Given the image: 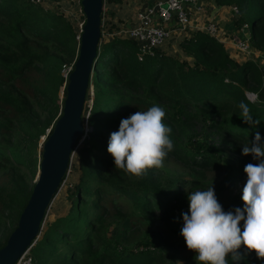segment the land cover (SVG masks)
<instances>
[{"label":"trees","instance_id":"obj_1","mask_svg":"<svg viewBox=\"0 0 264 264\" xmlns=\"http://www.w3.org/2000/svg\"><path fill=\"white\" fill-rule=\"evenodd\" d=\"M215 1L237 8V30L251 22L254 52L225 42L226 33L223 41L199 28L140 55L134 42L113 34L119 25L134 23L128 0H105V34L82 112L90 128L70 159L64 178L70 186L61 193L63 180L49 207L57 215L48 219V209L29 246L34 264H198L180 234L188 193L212 186L225 211L243 208L244 167L258 161L242 154V147L257 132L264 140V61L254 56L264 53V0ZM127 5L131 12L125 16ZM62 6L68 8V0H0V247L35 184L41 160L33 155L35 144L62 113L68 82L62 68L77 56L75 21ZM241 101L250 109V123L240 116ZM154 104L166 111L163 122L172 129L174 148L163 167L130 176L115 168L107 151L110 134L123 118ZM15 140L23 155L11 148ZM224 148L236 157L225 161ZM177 166L196 177L172 176L169 170ZM208 173L219 179L206 181ZM63 199L68 207L58 214ZM237 251L239 264H264L244 245Z\"/></svg>","mask_w":264,"mask_h":264},{"label":"clouds","instance_id":"obj_2","mask_svg":"<svg viewBox=\"0 0 264 264\" xmlns=\"http://www.w3.org/2000/svg\"><path fill=\"white\" fill-rule=\"evenodd\" d=\"M238 107L243 120L252 122L247 104L241 101ZM165 116V109L154 104L120 121L107 146L115 168L140 177L149 169L163 167L165 157L174 148L172 129L163 122ZM242 154H252L258 161L244 167L247 180L241 196L243 208L225 211L212 186L188 193L189 209L182 213L180 234L187 248L195 252L198 264H229V256L239 264L243 257L237 250L241 245L264 259V140L259 132L251 145H243Z\"/></svg>","mask_w":264,"mask_h":264},{"label":"water","instance_id":"obj_3","mask_svg":"<svg viewBox=\"0 0 264 264\" xmlns=\"http://www.w3.org/2000/svg\"><path fill=\"white\" fill-rule=\"evenodd\" d=\"M146 4L147 2L143 6ZM212 4L215 8L218 7L215 0H212ZM81 6L85 22L74 67L67 77L62 113L51 125V132L42 142L35 184L16 227L0 247V264H14L39 236L45 215L68 173L77 140L87 131L82 121V112L101 44L103 0H81ZM250 50L254 51L255 48L251 45Z\"/></svg>","mask_w":264,"mask_h":264},{"label":"built area","instance_id":"obj_4","mask_svg":"<svg viewBox=\"0 0 264 264\" xmlns=\"http://www.w3.org/2000/svg\"><path fill=\"white\" fill-rule=\"evenodd\" d=\"M47 2L56 5V0H47ZM146 2L147 4L143 6ZM128 3L132 8L134 23L119 25V27L113 31V34L134 42L140 55L153 54L154 49L167 43L174 33H182L184 35L190 33L191 35L192 30L199 28L207 31L216 39L225 41L224 34L220 33L219 24L213 20H205L200 23L196 29H190V19L193 14L199 15L203 12L204 5L202 0H128ZM73 4L78 9V13L70 8L69 0L68 8L62 7L69 11L71 19L75 21L77 28L75 38L79 42L85 18L79 15L80 12L83 13L81 0H74ZM232 8L236 13L237 8L235 6H232ZM102 11H106L105 0H103ZM102 21L103 19L101 22ZM247 27L248 24L244 23L238 29L239 32L244 33V37H240L238 41L229 40L241 51L254 52L250 50V34L249 31H247ZM254 54L258 57L263 56V53L255 52ZM73 65L74 61L63 66L61 73L64 78H67ZM14 264H33V257L29 251V247L21 254Z\"/></svg>","mask_w":264,"mask_h":264},{"label":"rangeland","instance_id":"obj_5","mask_svg":"<svg viewBox=\"0 0 264 264\" xmlns=\"http://www.w3.org/2000/svg\"><path fill=\"white\" fill-rule=\"evenodd\" d=\"M107 3V2H106ZM77 5V4H76ZM130 7V6H129ZM64 8H67L66 6H64ZM76 8L73 7L72 9ZM105 8L107 10V5H105ZM126 14L125 16H127L131 10L129 9L128 10V5H127V8H124L123 10ZM250 20V18H248V21ZM250 22V21H249ZM251 22L248 24V27H247V30L248 29H251ZM221 30V29H220ZM105 34V32L103 33ZM102 34V35H103ZM107 34V33H106ZM228 37H231L232 40L234 41H238L239 37H242V33L240 32L239 34H235V32L231 31L228 32L227 34ZM244 37V36H243ZM77 40V39H76ZM173 42V35L170 37L169 41L170 43ZM79 47V46H78ZM255 56V59L259 60L260 57H258L256 54H254ZM262 60L264 61V59L262 58ZM63 86V85H62ZM62 86L59 88V91H58V94H59V100H61V98L63 97V90H62ZM91 99H92V89L90 88V96L89 98L87 99L86 101V104L87 106L89 107L91 105ZM87 128V131L90 127H86ZM49 127L46 129V131H48ZM86 131V132H87ZM86 134V133H85ZM85 134L83 135V137H81V139L84 138ZM44 135H41L38 139V142L35 144L36 145V150L34 152V156L37 157V158H40L41 157V154H40V150H41V145H42V142L44 140ZM14 149V151L19 154V155H23L24 153L22 152V145H21V142L19 140H15L12 144V147ZM222 157L225 161L231 159L232 157H236V154H234L229 148H224V151H223V154H222ZM170 173L172 174V176L174 177H177V178H191V177H196L192 172H190L189 170L185 169V168H182L181 166H177L176 168L172 167V169L169 170ZM217 173H214V174H210L208 173V176H212V177H207L206 181H211V182H215L217 181L219 178L218 176H215ZM205 180V179H204ZM65 184L63 183L62 187H61V193L65 194L66 193V190L67 188L70 186V183L67 181V179L64 180ZM63 206L57 208L58 210V214H63L65 213L67 207H68V203L69 201L67 199H63ZM189 208V205L187 207V209ZM49 214L47 216L48 219H51L54 217V215H57L56 212H55V209L52 207L49 209ZM111 227V226H110ZM110 229V228H109ZM109 233V232H108ZM179 262H183V260H179V261H176V264L179 263ZM33 264H34V261H33Z\"/></svg>","mask_w":264,"mask_h":264},{"label":"crops","instance_id":"obj_6","mask_svg":"<svg viewBox=\"0 0 264 264\" xmlns=\"http://www.w3.org/2000/svg\"><path fill=\"white\" fill-rule=\"evenodd\" d=\"M202 2L204 5L203 12L199 15L193 14V16L190 19V21H191L190 25H189L190 29H196V27L205 20H213L217 24H219V27L221 29L220 33H222V34H224V33L228 34V32L231 33V31L235 32V34L240 33L237 30L235 24L233 23L234 11H233L232 6L231 7H225V6L218 5V7L215 8L212 4V0H202ZM247 31H249V29ZM187 34L190 35V33H187ZM182 35H184V34L174 33L173 34V42L178 41V39ZM242 35H244V33H242ZM227 39H231V37L227 36ZM225 42L231 43V41H229V40L228 41L226 40ZM262 57L264 58V53H263Z\"/></svg>","mask_w":264,"mask_h":264}]
</instances>
